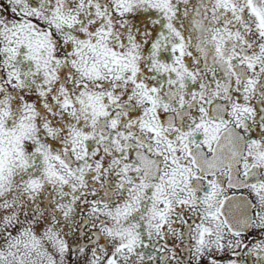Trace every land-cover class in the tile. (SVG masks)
Segmentation results:
<instances>
[{
  "label": "snow or ice",
  "instance_id": "obj_1",
  "mask_svg": "<svg viewBox=\"0 0 264 264\" xmlns=\"http://www.w3.org/2000/svg\"><path fill=\"white\" fill-rule=\"evenodd\" d=\"M0 264H264V0H0Z\"/></svg>",
  "mask_w": 264,
  "mask_h": 264
}]
</instances>
